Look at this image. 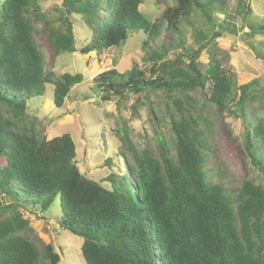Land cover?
<instances>
[{"label": "trees", "instance_id": "1", "mask_svg": "<svg viewBox=\"0 0 264 264\" xmlns=\"http://www.w3.org/2000/svg\"><path fill=\"white\" fill-rule=\"evenodd\" d=\"M177 1L151 20L141 11L144 0H63L56 18L37 0H0V264L60 263L55 245L41 248L33 239L26 216L30 205L47 211L56 198L62 206L58 223L83 239L87 264H264V182L247 178L233 197L222 181H213L206 169L212 122L202 109L197 114L186 107L196 103L190 93L200 89L222 112L243 117L246 155L264 177V121L253 122L249 130L245 122L246 110L260 96L249 93L258 80L239 86L209 49L222 36L214 14L231 18L234 4ZM236 2L234 10L250 30L264 34V23L250 20L248 0ZM73 14L81 15L92 32L80 49L85 54L123 46L137 34L146 50L164 29L178 34L184 45L183 22H203L194 34L197 47L186 46L173 59H165L166 49L154 50L144 67L135 63L124 72L110 69L97 76L105 101L163 90L172 97L169 109L178 113L170 121L175 138L160 137L156 152L136 149L122 130L134 162L123 175L112 173L109 187L80 172L70 133L48 138L28 122L27 101L45 95L48 85L61 108L84 81L81 72L60 77L48 72L36 39V22H42L55 55L76 52ZM204 50L208 66L200 72L197 59ZM257 56L264 60L263 53ZM258 144L262 148L253 151ZM112 161L107 164L113 166Z\"/></svg>", "mask_w": 264, "mask_h": 264}, {"label": "rangeland", "instance_id": "2", "mask_svg": "<svg viewBox=\"0 0 264 264\" xmlns=\"http://www.w3.org/2000/svg\"><path fill=\"white\" fill-rule=\"evenodd\" d=\"M37 1L43 12L55 18L58 9L63 6V0ZM232 1L234 5L231 18L223 13L214 14L215 30L220 29L222 36L216 40L217 44H211L209 49L221 61L222 67L236 77L239 86L250 83L253 79L258 80V84L249 89L250 94H260L246 110L245 122L248 123L249 130L253 122L259 119L264 121V60L257 56L258 52L264 54V34H255L250 30L248 23L234 10L236 0ZM177 2L144 0L141 11L151 20H155L162 16L169 6H176ZM248 4L251 10L250 20L258 24L264 23V0H248ZM72 18L77 39L76 52L55 55L42 22H36V39L40 49L47 56L48 72H54L56 77L64 73L81 72L85 76L84 81L72 88L61 108L55 106L53 89L48 85L45 95L27 101L28 122L33 123L34 129L40 135L48 138L70 133L76 143V161L80 172L109 187L108 177L112 173L123 175L134 162L133 153L124 141L122 130L136 149L156 152L160 137L166 141L175 138L170 121L178 116V113L174 108L169 109L172 97L163 90L150 91L147 95H129L126 98L116 95L105 101L96 86L97 76L110 69L124 72L135 63L144 67L149 64L154 50L160 52L166 49L168 54L165 59H173L178 54H183L186 46L197 47L194 34L202 27L203 22L199 18H192L194 23L183 22L184 45L178 39V34L164 29L160 40L150 44L146 50L141 42L142 36L137 34L130 37L123 46L85 54L80 49L89 42L92 32L81 15L73 14ZM222 25L225 27H221ZM208 59V51L201 52L197 59L200 72L207 68ZM188 63L189 59H186L185 65L188 66ZM238 93L240 95L241 91ZM190 94L196 103H186L187 109L197 114L202 109L212 122V150L206 154V169L213 181H222L233 197H236L235 191L247 178L264 182L263 175L246 155L243 117L235 115L229 109L222 112L200 89ZM238 99V94L237 98L231 99L233 109ZM262 146L258 144L256 148L252 147V150H258ZM109 158L113 160V166L107 164ZM128 177L132 179V175ZM4 201L10 202L11 198L6 196ZM61 207L59 198H56L47 211H42L40 205H30L26 216L31 218V236L41 248H45L47 244L55 245L61 253L59 264H87L81 249L83 239L58 223L62 217Z\"/></svg>", "mask_w": 264, "mask_h": 264}]
</instances>
